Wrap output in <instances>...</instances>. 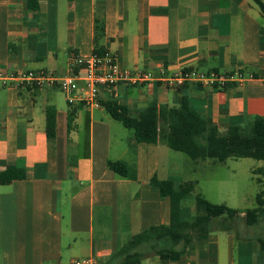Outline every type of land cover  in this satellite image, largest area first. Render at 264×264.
Instances as JSON below:
<instances>
[{
  "label": "crops",
  "instance_id": "1",
  "mask_svg": "<svg viewBox=\"0 0 264 264\" xmlns=\"http://www.w3.org/2000/svg\"><path fill=\"white\" fill-rule=\"evenodd\" d=\"M252 3L37 0L28 6L25 0H3L0 70L64 76L71 53L89 55L96 45L114 53L122 71L159 77L181 69H240L264 77V19ZM95 21L103 24L96 42ZM60 93L50 86L0 84V171L18 166L26 174L24 180L0 185V264H70L89 256H97L98 264H120L112 256L132 236L169 223V200L150 181L170 180L175 189L181 183L170 175L172 150L161 140L135 142L102 106L69 105ZM117 95L131 115L152 102L179 107L186 99L220 132L264 117V83L259 80L223 89L121 85ZM107 101L103 94L100 102ZM47 110L54 112L52 140L45 133ZM69 111L74 113L70 125ZM108 161L134 169V178L119 177L108 169ZM192 163L201 167L206 160ZM186 202L181 221L193 215ZM139 264H264V251L255 241L213 231L175 262L152 256Z\"/></svg>",
  "mask_w": 264,
  "mask_h": 264
},
{
  "label": "trees",
  "instance_id": "2",
  "mask_svg": "<svg viewBox=\"0 0 264 264\" xmlns=\"http://www.w3.org/2000/svg\"><path fill=\"white\" fill-rule=\"evenodd\" d=\"M3 1V0H0ZM32 6L37 0H25ZM264 19V2L251 0ZM103 35L102 22L95 21L94 40ZM96 44V43H94ZM94 46V54H102ZM107 114L125 129L132 132L137 143L154 144L163 141L170 150L186 155L191 161L224 163L228 159H253L264 162V117L254 116L244 126L230 125L220 132L214 123L194 111L183 99L179 107H157L154 102L131 115L128 108L117 100L100 102ZM70 105V104H69ZM74 113L69 111L68 124ZM45 133L48 140L55 135L53 110L46 111ZM107 167L119 177L134 178V169L123 162H107ZM264 177V170H259ZM26 178L23 167L9 166L0 171V185H9ZM255 197L256 207L238 211L223 204H213L200 194H194L195 182H181L175 189L170 180L152 179L150 185L159 195L169 200L170 219L167 225L152 226L132 236L114 253L112 259L120 264H139L152 256L175 262L194 245L207 241L213 231L234 233L238 239L251 240L264 251V184ZM192 201L194 214L188 221H181L179 212L186 201Z\"/></svg>",
  "mask_w": 264,
  "mask_h": 264
},
{
  "label": "built area",
  "instance_id": "3",
  "mask_svg": "<svg viewBox=\"0 0 264 264\" xmlns=\"http://www.w3.org/2000/svg\"><path fill=\"white\" fill-rule=\"evenodd\" d=\"M254 80L264 83V77H257L253 73L240 69L229 73L181 69L159 77L149 72L122 71L119 68L116 55L109 51L89 55L71 53L69 55V73L64 76L43 72L6 73L0 70V84L3 86L55 87L65 96L68 104H81L90 109L101 108L100 97L103 94H107L109 100H116L117 89L121 85L152 84L168 89L195 85L201 88L223 89L230 85L241 87L246 82ZM70 264H98V257L73 259Z\"/></svg>",
  "mask_w": 264,
  "mask_h": 264
},
{
  "label": "rangeland",
  "instance_id": "4",
  "mask_svg": "<svg viewBox=\"0 0 264 264\" xmlns=\"http://www.w3.org/2000/svg\"><path fill=\"white\" fill-rule=\"evenodd\" d=\"M249 2L252 3L251 0ZM117 126L132 134L119 123ZM169 152L173 157L171 170L173 173L170 175L176 183L195 182L194 194H200L213 204H223L242 212L256 207L255 197L262 189L257 180L260 179L264 184L263 175L256 170L261 168L264 162L253 159H228L224 163H214L206 160L204 165L200 167L197 164L196 167L186 155L174 151ZM186 204L194 206L191 201H187ZM260 220L263 221L262 226L264 227V217Z\"/></svg>",
  "mask_w": 264,
  "mask_h": 264
}]
</instances>
